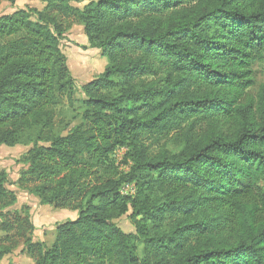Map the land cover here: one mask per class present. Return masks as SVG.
I'll use <instances>...</instances> for the list:
<instances>
[{"label": "trees", "instance_id": "trees-1", "mask_svg": "<svg viewBox=\"0 0 264 264\" xmlns=\"http://www.w3.org/2000/svg\"><path fill=\"white\" fill-rule=\"evenodd\" d=\"M87 1L0 16V146L31 145L20 184L78 213L49 247L33 242L27 218L2 216L16 196L0 169V260L22 239L34 264H264V80L251 90L264 0ZM70 22L107 64L80 88L82 123L55 135V109L76 93ZM121 147L128 172L111 157ZM129 208L134 234L114 223Z\"/></svg>", "mask_w": 264, "mask_h": 264}, {"label": "rangeland", "instance_id": "rangeland-1", "mask_svg": "<svg viewBox=\"0 0 264 264\" xmlns=\"http://www.w3.org/2000/svg\"><path fill=\"white\" fill-rule=\"evenodd\" d=\"M18 1L19 0H16L15 4L1 2L0 16L11 14L16 10L42 11L45 7L43 0ZM87 3V0H69V4L72 7L79 9H82ZM68 28L69 29L61 41V50L67 59V66L71 77L74 80L76 93L72 102L63 101L55 109V126L53 129V134L55 135H66L71 128L82 123L81 114L83 111L81 101L84 97L80 92V88L101 74L107 64L106 59L102 57L100 50L90 49L87 46V40L84 36L83 27L81 25H78L75 22H70ZM253 71L255 86L251 90L255 93L259 84L264 80V62L256 64L253 67ZM145 144L149 146V149L153 153H156L158 149L162 147H165L168 150H173L175 148L173 145L164 142L151 144L150 140H145ZM30 149L31 145H16L13 147L0 146V169L6 175L5 187L7 190L14 192L16 196L15 204L3 210L2 216H4L6 222L9 223H13L15 216H20L22 219L27 218L33 227L28 232V236L31 237L33 242H38V232L35 236L34 231L36 228L37 230L38 228L40 229V220L44 218L41 208L43 205L40 204L35 196L30 194V190L33 187L32 184L26 186L21 185L19 182L21 174L27 170L23 157ZM126 151V148L121 147L116 149L111 155L114 164L121 172H128L131 167V163L125 158ZM126 185H129V187H126ZM119 192L123 197H133L136 193V187L134 183L125 184L120 188ZM50 207L53 210L55 209L52 206ZM130 215H132L131 208H129L127 213L114 220L115 225L126 234H134L136 232V229L129 218ZM2 216L0 217V223L5 221ZM59 223H53V225L51 224L49 227L46 226L43 229L50 230ZM15 233L16 231L13 230L8 235L15 236ZM4 235V233H0V239H2ZM15 240L18 242L17 245L9 254L3 256L0 260V264H34L35 259L27 253L23 240ZM8 246L9 243L6 244V247ZM138 253L140 255L142 253V245L140 243H138Z\"/></svg>", "mask_w": 264, "mask_h": 264}, {"label": "crops", "instance_id": "crops-1", "mask_svg": "<svg viewBox=\"0 0 264 264\" xmlns=\"http://www.w3.org/2000/svg\"><path fill=\"white\" fill-rule=\"evenodd\" d=\"M41 208H42V215L44 216V218L40 220V223H39L40 229L38 228L37 230L36 228V230L34 231V235L36 236L38 232L37 234L38 241L45 243L46 246L49 247V245L52 244L54 237H55V227L51 228L50 230L43 229V228L46 226L49 227L51 224L53 225V223H59V222L66 221V220H74L77 218L78 213L77 211H72V210H67V209H54L53 210L48 205H43Z\"/></svg>", "mask_w": 264, "mask_h": 264}, {"label": "built area", "instance_id": "built-area-1", "mask_svg": "<svg viewBox=\"0 0 264 264\" xmlns=\"http://www.w3.org/2000/svg\"><path fill=\"white\" fill-rule=\"evenodd\" d=\"M126 187H129V185H126ZM128 193V192H127ZM130 193H132V192H130Z\"/></svg>", "mask_w": 264, "mask_h": 264}]
</instances>
